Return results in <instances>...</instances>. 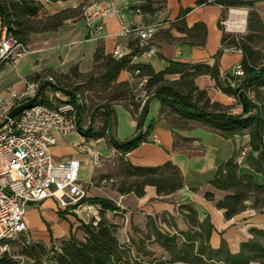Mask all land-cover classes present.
<instances>
[{
    "label": "crops",
    "instance_id": "0c3cea01",
    "mask_svg": "<svg viewBox=\"0 0 264 264\" xmlns=\"http://www.w3.org/2000/svg\"><path fill=\"white\" fill-rule=\"evenodd\" d=\"M39 1L43 9L37 19L52 17L66 10H76L84 3L90 4L92 0ZM104 2L110 3L115 13L102 19L103 30L100 34H95L92 28L86 26L82 13L65 19L54 31L31 33L26 43L29 54L18 60L14 66L5 65L0 69V94L4 96L8 88L19 90L22 87V79L35 74L55 75L64 80V77H69L71 71L75 69L83 78L72 80L73 82L82 83L90 76L99 78L103 70H95L94 55L97 49L107 56L111 55L116 45L125 47L129 53L134 47L147 48L131 60L133 64L149 65L155 72L163 71L169 62L210 67L216 64L221 84L232 68L241 63L242 55L229 49H223L217 56L224 32L220 26L223 9L218 5L197 6V0H165L161 12L154 16H143L132 10L140 5L139 0ZM253 10L264 27V0L255 2ZM183 11L187 12L180 17ZM238 12L241 11L229 9L230 14ZM241 18L243 17H237L235 21L241 22ZM174 23L176 26H173ZM196 25L198 27L194 28ZM177 26L180 30L176 29ZM142 27H153L155 33L147 44L141 46L131 30ZM124 29L128 30V33H123ZM149 47L156 50L154 56L146 55ZM176 79L177 75L168 77L170 81ZM118 81H127L132 88L134 83L139 84V80L134 79L126 71L119 74ZM194 84L199 90L206 92L210 103H217L223 107L237 103L234 96L222 93L209 76L196 77ZM135 93L141 97L144 91L139 87ZM160 107L158 100L149 101L141 131L146 132L150 124L152 128L146 141L125 155V160L138 168L158 167L171 162L181 173L183 188L168 196H158L155 188L150 186L144 188L142 197H136L133 193L125 195L117 192L107 193L103 198L111 200L119 208L118 212L108 211L105 214L107 220L116 226L118 242L131 246L135 251L133 254L145 253L143 255L147 256L146 249L149 246L162 249L154 241V228L162 234L169 235H179L191 230L199 232L197 228H191L185 217L189 213L188 210H193L198 224L208 220L212 227L208 240V246L212 250H217L225 244L230 253L239 252L240 245L252 239L251 229L264 230V212L257 213L251 208V204H248L245 211L226 220L223 211L215 207V202L222 200L227 194L214 189L209 181L218 165L236 158L242 149H246L247 157L249 138L244 136L223 139L205 127L196 126L189 131L177 132L180 137L190 141L186 147L175 150L174 134L159 115ZM234 109L237 111L238 107ZM112 110L110 136L118 142L133 137L137 132V124L130 112L120 104H114ZM54 139L55 144L50 148L53 160L81 161L82 171L79 178L83 181H90L96 168L92 167L90 162H85L87 156L79 154L77 146L85 145L101 153L110 154L114 150L111 145L110 148L104 147L106 145L100 144L99 140L86 139L78 132L64 136L54 134ZM206 193H211L214 201L206 200L204 198ZM60 212L51 199L44 200L38 205L27 206L24 218L27 232L42 235V231H47L48 240L69 237L71 233L78 232L75 237L82 240L83 233L76 231L77 227L70 228L71 216L65 213L60 215ZM164 217L168 222L163 219ZM149 221L150 226L147 227ZM163 251L169 256L165 250Z\"/></svg>",
    "mask_w": 264,
    "mask_h": 264
},
{
    "label": "trees",
    "instance_id": "16d2710c",
    "mask_svg": "<svg viewBox=\"0 0 264 264\" xmlns=\"http://www.w3.org/2000/svg\"><path fill=\"white\" fill-rule=\"evenodd\" d=\"M46 2H58L68 0H43ZM140 5L132 8L136 13L143 16H154L164 9L165 0H139ZM262 0H197L196 5H218L226 10L235 8L247 9L248 34L239 40H228L223 32L221 48L217 52L219 56L223 49L236 48L241 51L242 78H232L226 75L223 84L219 81L217 65H190L177 62H169L163 71L155 72L151 66L133 64L132 57L140 55L147 48L134 47L131 52L120 58L114 59L111 55H104L97 49L94 55L95 70L102 69L103 74L99 78L90 76L83 83L91 87H97L98 93L106 94L105 100L112 104H120L127 109L137 124V132L130 139L118 142L110 136L112 106L104 102L95 107L90 113V119L101 111L102 130L106 131L109 144L114 148L116 155L121 159V169L128 180L116 189V192L125 195L133 193L136 197L144 195V188L154 187L158 196H168L183 188V178L179 169L171 162L158 167L138 168L130 165L125 160V155L146 141L151 124L146 132L141 128L147 115L148 103L151 99L160 102L159 115L166 121L169 129L184 144L190 140L180 137L178 131H189L196 126L205 127L216 133L223 139L235 137L249 138V152L245 160V167L236 163V158L228 159L217 166L209 184L216 190L225 192L227 195L215 202V207L223 211L226 220L245 211L248 204L255 212L264 211V106L262 103L251 100L245 90L250 87L257 88V98L260 99L258 89L264 87V67L260 66V52L253 47L255 40L264 38V27L253 5ZM43 5L39 0H0V26L6 29L17 43L26 45L31 33L54 31L60 27L65 19L74 14L82 13V5L76 10H66L58 15L37 19ZM187 11H183L182 17ZM223 16V15H222ZM176 26V23L173 24ZM198 25L194 26L197 28ZM193 28V29H194ZM176 29H179L178 26ZM126 71L136 80L145 79L142 90L146 99L135 93L134 88L127 81H118V76ZM138 72V74H135ZM177 75L178 79L170 81L168 77ZM209 76L226 95L234 96L237 100L241 113L234 115L217 103H210L206 92L199 90L194 80L198 76ZM55 78L62 88L61 82L81 80L75 69L64 80ZM40 77L38 74L28 78ZM242 85L244 79H249ZM227 79L234 81L236 88L231 87ZM76 89V88H74ZM64 93L70 96L71 103L77 110V132L84 138H100V131H93L90 127L81 128L80 119L83 113L81 106L76 103V98L71 90L62 88ZM257 99V100H258ZM186 145H179L175 140L173 148L180 150ZM105 179V178H103ZM204 198L214 201L211 193H206ZM91 203L98 204L101 208V220L96 226L80 224L76 231L83 233V239L79 240L74 234L54 244L47 252L43 246L35 245L24 255L31 259L46 258L52 255L51 264H264V230L251 229L252 239L240 245L239 252L232 254L225 244L217 250L208 246V240L212 227L208 220L198 224L195 219L196 213L188 210L185 216L191 228H197L199 232L192 230L187 233L162 234L153 229L154 241L165 250L169 256L168 261L144 262L138 258H132L130 246L120 244L116 238V226L105 218L109 212H118L119 208L111 200L105 198H93ZM60 215H64V212ZM150 221L151 219L148 218ZM150 221L147 227L150 226ZM72 229V226H70ZM181 238L182 240H179ZM10 261L2 258L0 264H9Z\"/></svg>",
    "mask_w": 264,
    "mask_h": 264
},
{
    "label": "built area",
    "instance_id": "2783aa9c",
    "mask_svg": "<svg viewBox=\"0 0 264 264\" xmlns=\"http://www.w3.org/2000/svg\"><path fill=\"white\" fill-rule=\"evenodd\" d=\"M112 13L115 11L111 4L104 0H92L90 4L82 5L86 26L95 34L102 32V19ZM222 25L226 31L228 25L234 30L239 28L235 23L222 22ZM131 32L142 46L152 39L155 30L142 27ZM123 33L128 30L124 29ZM228 49L241 54L234 47ZM28 54L26 45L17 43L7 35L5 28H1L0 69L5 65L14 66ZM128 54V49L116 45L111 56L120 59ZM155 54L156 50L149 47L146 55ZM229 75L234 79L242 78L241 65L234 66ZM227 82L231 87H237L234 81L227 79ZM144 83L145 79H141L138 86L142 87ZM141 99H146L145 93ZM29 102L27 108L10 116L14 109ZM76 103L80 104L78 99ZM76 112L70 96L50 75L23 78L19 90L8 88L4 96L0 94V259H12V245L27 234L24 218L29 205L51 199L59 211L72 215L80 224L96 226L101 220L100 206L89 201L85 190V185L92 187L91 181L79 178L81 161L55 162L50 154V148L55 144L54 134L64 136L77 132ZM77 151L87 156L85 162H90L92 167L102 166L104 156L97 149L78 145ZM115 154L112 150L110 155ZM245 157L246 149H242L236 157L238 166L245 167Z\"/></svg>",
    "mask_w": 264,
    "mask_h": 264
},
{
    "label": "rangeland",
    "instance_id": "374dc122",
    "mask_svg": "<svg viewBox=\"0 0 264 264\" xmlns=\"http://www.w3.org/2000/svg\"><path fill=\"white\" fill-rule=\"evenodd\" d=\"M235 10L241 11L235 14H230L229 10H226L222 16L221 19V28L223 29V31L225 32V34L228 36V40L234 39V40H239L241 37H244L248 34L247 31V9L245 8H235ZM237 17H243L244 18V27L242 29L238 28L237 30L231 29L229 28L230 25L228 24H232L235 19ZM222 22L227 23L228 27H227V31L224 29V26L222 25ZM255 44H253V47L258 49L260 52V60H259V64L260 66L264 67V38L262 39H257L255 40ZM85 81V80H84ZM136 85V86H135ZM61 86L64 89L67 90H71L74 93V97L76 99L79 100L80 102V106L83 110L81 119H80V127L81 128H87L90 127L93 131H100L101 132V137L100 138H89L90 140H94V141H100L102 143H104V147L110 148V144H109V138L106 134L105 130H102V116L101 111H99L95 117L93 119H90V113L91 111L97 107L98 105L106 102L109 107L113 106L114 104L109 103L105 100V96L106 94L104 93H98L96 91L97 87H91L88 84L85 83H76L73 81L70 82H61ZM134 89L136 90L137 88H139V86L134 83L133 84ZM76 88V89H74ZM256 90L257 88L255 87H250L248 89L245 90L247 96L253 100L254 102H260L262 103L261 106H264V87H261L258 89V92H260V99L257 98V94H256ZM258 99V100H257ZM223 107V106H222ZM235 107H238V110L235 111ZM225 109H227V111L231 114L237 115L241 113V109L238 106V103H236L233 106H229V107H223ZM179 145H186L184 144V142H182V140L178 137H176L175 139ZM103 154V158H102V166L100 168H96L94 169L95 174L92 176L91 178V184L92 187L89 185H85V190L87 191L88 194V199H93L96 197H104L107 195V193L110 192H116V189H118L121 184L123 183H128V180L125 178L124 173L122 172L121 169V159L120 157H118V155H110V153L105 152L102 153ZM82 168V167H81ZM80 168V174L82 169ZM105 178V179H103ZM105 180V183H102V181ZM94 188V190L92 189ZM33 206V205H31ZM179 208V207H178ZM182 209V208H181ZM183 211H185L184 209H182ZM264 211L261 212H257V213H262ZM68 215V214H65ZM71 218V224L73 229H75L76 227L79 226L78 220L76 218H74L72 215H70ZM65 220H67L66 217H63ZM106 218V217H105ZM166 222H168V220L164 217L163 218ZM107 220V218H106ZM78 232H75L74 235H77ZM82 233V232H81ZM40 234H36V233H31V232H27L26 235L22 236L18 241H16L11 248V254H12V259H7L10 261V263H22V264H51L50 259L52 257V255H48L46 258H41V259H31L28 258L24 255L25 251H28L31 247L35 246V245H39V246H43L46 251L48 252L52 246L55 244L56 246L58 244H60V242L66 238V237H62L60 239H52V240H48L49 239V235L47 233V231H42ZM81 236V234L79 235V237ZM139 236V234H138ZM54 241V244H53ZM132 247L130 246V253L132 258H138L141 261L144 262H152L153 260H155V262H159V261H168L170 260V257L162 250L156 247H151L149 246V248L146 249V254L147 256H144L142 253L140 255H137V253L133 254ZM143 255V256H142Z\"/></svg>",
    "mask_w": 264,
    "mask_h": 264
},
{
    "label": "water",
    "instance_id": "95a60500",
    "mask_svg": "<svg viewBox=\"0 0 264 264\" xmlns=\"http://www.w3.org/2000/svg\"><path fill=\"white\" fill-rule=\"evenodd\" d=\"M0 30H1V26H0ZM251 79H254V78L244 79V80L242 81V85H245V84H246L249 80H251ZM30 104H31V102H29V103H27V104H25V105H23V106H21V107H19V108L14 109V110L11 112L10 116H13V115H15L17 112H19V111H21V110L27 108ZM77 110H78V109H77Z\"/></svg>",
    "mask_w": 264,
    "mask_h": 264
},
{
    "label": "bare ground",
    "instance_id": "6f19581e",
    "mask_svg": "<svg viewBox=\"0 0 264 264\" xmlns=\"http://www.w3.org/2000/svg\"><path fill=\"white\" fill-rule=\"evenodd\" d=\"M233 23H235L237 25V27H239L240 29H242L244 26L243 18H241V22L236 20Z\"/></svg>",
    "mask_w": 264,
    "mask_h": 264
}]
</instances>
